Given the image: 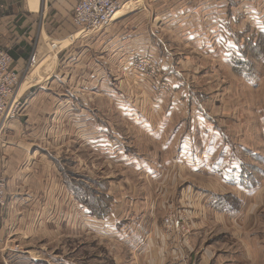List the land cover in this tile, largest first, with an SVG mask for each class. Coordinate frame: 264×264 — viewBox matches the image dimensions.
Segmentation results:
<instances>
[{
    "label": "crops",
    "instance_id": "1",
    "mask_svg": "<svg viewBox=\"0 0 264 264\" xmlns=\"http://www.w3.org/2000/svg\"><path fill=\"white\" fill-rule=\"evenodd\" d=\"M27 1L35 11H27L24 0H0V51L12 56V69L21 72L38 54L17 95L20 108L0 132V177L8 200L0 211V264L8 259L36 264L41 249L30 245L63 224L74 234L94 233L106 242L111 234L126 239L141 264L263 263L264 236L254 229L264 214V157L228 140L219 123L225 116L213 111L219 95L213 89L198 92L192 83L209 63L237 74L232 58L240 57V37L262 36L264 46V0H117L112 23L88 33L70 22L78 0ZM131 51L158 62L170 93L150 92L129 65ZM45 64L54 72L42 77ZM219 78L214 76L220 85ZM189 98L202 106L194 110L189 103L188 114H176ZM115 111L128 131L116 127ZM180 121L199 132L179 135ZM132 130L163 154L174 148L178 157H189V166L180 169L221 189L207 191L198 183L178 194L190 217L203 223L202 217L210 216L235 241L233 248L213 253L202 247L194 256L198 242L192 236L185 246L179 234L155 244L162 219L155 220L154 208L165 210L167 203L154 207V192L139 196L136 182L161 186L170 164L130 147ZM201 133L211 142L203 145ZM261 135L264 139V131ZM86 154L100 161L114 158V169L136 179L99 181ZM82 190L97 212L106 209L105 216L91 215ZM168 193L165 188L161 194Z\"/></svg>",
    "mask_w": 264,
    "mask_h": 264
},
{
    "label": "rangeland",
    "instance_id": "2",
    "mask_svg": "<svg viewBox=\"0 0 264 264\" xmlns=\"http://www.w3.org/2000/svg\"><path fill=\"white\" fill-rule=\"evenodd\" d=\"M256 43L257 46L260 47L259 55H256L254 51L249 48L252 46L255 47ZM240 45H242V50L244 49L243 47L245 45H247L249 48L247 54L250 56L248 58V61H246L247 64H249L248 72L243 71L244 73H234L233 75L230 70L228 71L229 68L221 69L219 67V64L209 63V66H207V68L206 65L199 68V71L195 75V82L192 84L198 92L206 94L207 91L213 89L212 92L219 95L217 96V101L215 107H213V111L218 113L220 117L225 116L224 118H220L219 123L226 137H228V140H231L235 144L245 147V149H247L248 151L258 152L259 155L261 154L260 156L263 155L264 157V139L261 135V133H263L264 131V46L262 37H240ZM35 59L31 67L34 66ZM29 68L30 67H28V70ZM48 69V64H45L44 67H42V77L44 75L43 72L48 75V73L51 71ZM28 70H26L27 72L23 76V78L28 75ZM246 74L247 79L249 78L248 81L246 79ZM238 75L241 76L240 79L238 78ZM214 76L220 77L218 79L220 81V85L215 81ZM38 80L39 79H37L36 77V81ZM146 82L147 81H145V83ZM47 83L48 82L46 81V84ZM168 85L169 91L163 94L170 93L171 88L169 82ZM150 92L152 91L150 90ZM188 100L189 101L183 104L184 106H180L179 113L175 112L176 114H188V112H190V104L191 108L194 107V110H196L197 107L202 106V104H198L196 100L191 101L190 98ZM213 111L212 109H209L208 112L212 114ZM176 114L174 115V117L178 119L179 115ZM111 118H113V121L118 129L123 127L126 131H128L129 126L122 120V118L116 111L113 112ZM176 125H180L179 135L180 132L183 131L187 134L186 138H189L190 135H195V133L199 132L197 130L194 131L193 129L191 131L190 128L192 127L188 124V122L185 121H180ZM133 133L135 134V136H132V139L129 141L131 144L130 147H134L137 151H139V153L143 155H157L158 161H168L170 164L169 167H166L165 171L162 174L164 183L161 186L156 185L148 187L142 183L136 182L138 186L137 192L139 196H148L150 191L154 192L152 193L155 198L154 207L160 202L167 203L165 208L166 211L163 209H161V211L157 210V208H154L156 217L155 220H158L159 222L160 219L163 220L169 214L173 216H179L180 214H183L186 217V221L184 222L186 225L185 231L182 232L183 224L179 222L181 229L179 228L180 231L178 232V234L180 235L182 241L184 240L186 242L185 246L187 243H191L192 236V241L198 242L197 246H195L194 256L196 254L198 255L202 247H208L212 250L213 253H215L218 248L221 250H230L229 247L233 248L234 243L232 244L230 243V241H235L229 240L227 234L222 233L223 231L221 230V227H219L215 223L213 224L210 216L206 215L202 217L203 220L201 221H203V223H200L199 218L196 220L195 218L190 217V215L187 214L188 209L185 208V203L181 199L182 196L178 194V191L181 192V189H184L187 186L197 187L198 183L207 191L215 192L221 189L214 187L212 188V185H209L207 179H203L206 177L191 174V172L187 168L180 169L181 167H185L186 165L189 166L188 161L186 160L189 157L185 158L183 155H180V157H178L176 149L174 148H169L163 154L159 151V147L156 146L152 140H144L142 137H140L141 134L139 132L136 133L135 131H133ZM201 134L203 145H205L207 142H211L210 140H206L207 137L204 133ZM177 139L178 138H176L175 140ZM183 146H185L184 148L187 151L189 147L187 141H184ZM73 150L75 151V149ZM186 151H183V154H185ZM86 155L87 165H89L90 168H92V166L96 168L94 170V173L99 178L97 179L99 181H103V179H108L110 181L128 180L129 183H133L134 179H136V176L134 174L125 171L124 169H114V158H104V161H100L95 160V158L90 157L88 154ZM108 164H110L112 168H108ZM256 166H258L259 168V165ZM165 188L170 189L171 193H168L169 195L161 194L165 190ZM189 190L192 191L191 188ZM228 201L235 202V200L231 198L228 199ZM181 203H184V205H181ZM192 223H196L194 225L196 226L195 230H193L194 228ZM257 223L258 226L254 230L258 233L259 237L262 235L264 236L263 213L262 216L258 218ZM159 226L160 227L158 232L160 234L159 236H157V240L154 239V235L152 236L155 240V244L158 243V247L161 246L160 242H158L159 240H161V238L162 240H169L164 236L162 232L161 223L159 224ZM200 226L203 228H201ZM66 228L67 227L63 224L59 226V231H52L48 229L47 231L43 232V234L47 233L46 235L42 234L41 236V234H39V241H37L38 243L30 245L33 249L34 247L37 249H41L38 252L39 258L37 259L38 262H36V264H141L140 259H138L137 256L138 251L134 253L133 251L131 252L130 250H128V243L126 239L116 240L115 236L111 234L109 235L108 241L106 242V238H100L94 233L91 235L83 234L82 231H77L76 234H74L73 231L70 232L69 229ZM198 229L202 230H199L197 232ZM261 241L263 244L264 238H262ZM28 250L32 249L29 247ZM34 251L36 252V250ZM30 254L32 255V253ZM179 255V252L175 254L178 259L180 258ZM241 261L239 264H251L248 262H243V260ZM8 263L31 264L32 262L29 263L26 260H22L21 262L19 260L8 259ZM258 264H264V257L263 263Z\"/></svg>",
    "mask_w": 264,
    "mask_h": 264
},
{
    "label": "built area",
    "instance_id": "3",
    "mask_svg": "<svg viewBox=\"0 0 264 264\" xmlns=\"http://www.w3.org/2000/svg\"><path fill=\"white\" fill-rule=\"evenodd\" d=\"M41 2L42 0L39 3ZM26 3L28 1L24 0L27 11H35V7L30 8ZM73 6L70 22H72L73 27L77 31L88 33L97 31L102 26L112 23V18L119 10L120 4H118L117 0H78ZM38 11L41 12L40 9ZM35 54H33L30 64L20 72L12 69V56L4 50L0 51V132L20 108L19 99L21 94L17 96L20 89L19 86L22 79L26 78H23L27 72L26 70H28V67L31 68L34 59L38 56ZM129 65L139 77L147 81L146 83L152 92L162 95L169 91L168 82H166L163 75V69L153 57L131 51L129 53ZM5 187L6 183L0 177V211L4 210L8 203ZM185 221L186 217L183 214L179 216L167 215L161 222L164 236L169 238L173 234H178L181 229L179 222L183 224L182 232H184Z\"/></svg>",
    "mask_w": 264,
    "mask_h": 264
},
{
    "label": "trees",
    "instance_id": "4",
    "mask_svg": "<svg viewBox=\"0 0 264 264\" xmlns=\"http://www.w3.org/2000/svg\"><path fill=\"white\" fill-rule=\"evenodd\" d=\"M259 37H262V36H259ZM243 48L244 49L241 50L240 57L232 58V65H233L232 68H235V71L237 73H241V72L244 73L243 71L248 72V68H249L248 65L249 64H247L246 61H248V58L250 56V55L247 54V51H248L249 48L252 49L256 55L260 54V49H259L260 47L257 46V43H256L255 47L252 46V47L248 48V46L245 45ZM246 79H247V74H246ZM255 185H256V183L253 182L252 184H250L249 188H252ZM82 192H83V195L88 198V206H87V208L89 209V212H91V215H93L95 217H100V218L105 216L106 209L104 211L102 210V212H97L98 211L97 207L93 206V204H92V202L90 200L89 193L87 191H85V190H82ZM92 208H93V211H92ZM94 208H95V210H94Z\"/></svg>",
    "mask_w": 264,
    "mask_h": 264
},
{
    "label": "bare ground",
    "instance_id": "5",
    "mask_svg": "<svg viewBox=\"0 0 264 264\" xmlns=\"http://www.w3.org/2000/svg\"><path fill=\"white\" fill-rule=\"evenodd\" d=\"M117 12H118V10H117ZM117 12L115 13V15L117 14ZM115 15L113 16V18L115 17ZM113 18H112V20H113ZM24 80H25V79L22 80V82H21V84H20V86H19L20 88H21V85H22V83L24 82ZM19 90H20V89H19ZM18 93H19V91H18ZM17 95H18V94H17Z\"/></svg>",
    "mask_w": 264,
    "mask_h": 264
}]
</instances>
